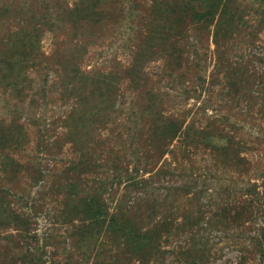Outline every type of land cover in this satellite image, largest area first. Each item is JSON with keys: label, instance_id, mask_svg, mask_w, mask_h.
Wrapping results in <instances>:
<instances>
[{"label": "rangeland", "instance_id": "374dc122", "mask_svg": "<svg viewBox=\"0 0 264 264\" xmlns=\"http://www.w3.org/2000/svg\"><path fill=\"white\" fill-rule=\"evenodd\" d=\"M173 1L0 0V264H264V0Z\"/></svg>", "mask_w": 264, "mask_h": 264}, {"label": "trees", "instance_id": "16d2710c", "mask_svg": "<svg viewBox=\"0 0 264 264\" xmlns=\"http://www.w3.org/2000/svg\"><path fill=\"white\" fill-rule=\"evenodd\" d=\"M99 0H82V4H86L84 7H81L80 12L76 13V19L78 21V27L84 28L88 27V19L91 15L95 14L94 8H98ZM164 7L165 13L163 17H160L162 20L158 22V25L150 28L149 36H147L146 46L150 50L153 48L155 40L160 37L165 45L166 41L170 42L171 36L177 34L178 36L184 33L186 27L187 17H193L195 20L201 23H205L207 26L215 25V34L217 35L219 29L224 25V22L231 23V19L235 17L236 12L232 6V0H198L193 2L189 1H178L166 3ZM85 11V13H82ZM153 11L149 12V16ZM84 14V15H83ZM90 15V16H89ZM154 23V20H152ZM152 24V22H150ZM149 23V24H150ZM155 26V25H154ZM149 29V28H148ZM164 35V36H163ZM172 40V39H171ZM153 42V46L150 43ZM177 43V40L175 41ZM145 52L147 49H144ZM93 91V88H91ZM173 123H165L166 131H169L171 135H175L177 132L174 130ZM75 198L68 199V211L71 216L77 214L83 216L81 218L83 221H89V225H94L101 220L103 224L106 222V217L102 215L100 209L97 207V202L92 196H87L84 201L79 200L78 202H71ZM80 217V216H79ZM108 225L111 228H117L119 225L118 221H115V218L112 217L109 220ZM17 228V227H16ZM18 229V228H17Z\"/></svg>", "mask_w": 264, "mask_h": 264}]
</instances>
